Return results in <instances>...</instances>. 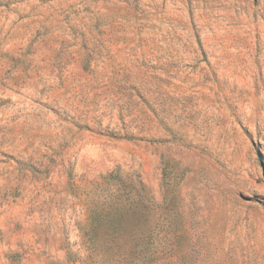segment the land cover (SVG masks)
Masks as SVG:
<instances>
[{
  "label": "rangeland",
  "instance_id": "obj_1",
  "mask_svg": "<svg viewBox=\"0 0 264 264\" xmlns=\"http://www.w3.org/2000/svg\"><path fill=\"white\" fill-rule=\"evenodd\" d=\"M0 264H264V0H0Z\"/></svg>",
  "mask_w": 264,
  "mask_h": 264
},
{
  "label": "trees",
  "instance_id": "obj_2",
  "mask_svg": "<svg viewBox=\"0 0 264 264\" xmlns=\"http://www.w3.org/2000/svg\"><path fill=\"white\" fill-rule=\"evenodd\" d=\"M114 178V175L113 174H107L103 177H101V180L102 182H109L111 179ZM122 183V187L125 188V185ZM121 187V186H120ZM123 196V194H118V202H112L113 204L111 205V207H109L110 209L106 210L105 214H108V216H118V215H121L123 210H124V207H123V204H122V201H121V197Z\"/></svg>",
  "mask_w": 264,
  "mask_h": 264
}]
</instances>
